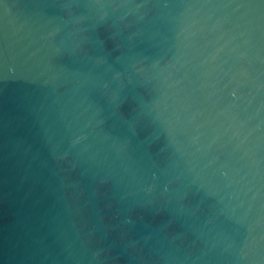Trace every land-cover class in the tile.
<instances>
[{
	"label": "water",
	"instance_id": "95a60500",
	"mask_svg": "<svg viewBox=\"0 0 264 264\" xmlns=\"http://www.w3.org/2000/svg\"><path fill=\"white\" fill-rule=\"evenodd\" d=\"M48 2L43 14L55 24L41 32V0H0V264H140L149 259L143 242L162 224L193 257L205 254L197 264H264V0H196L210 6L196 10L170 69L180 154L142 114L155 96L139 84L161 52L155 27L133 23L118 37L109 19L81 31L97 0ZM165 3L150 0L149 16ZM66 33L79 54L51 55ZM22 49L35 54L28 81L11 71ZM73 80L91 104L78 122L65 108ZM78 135L86 139L73 148ZM107 137H119L115 148ZM117 151L149 162L128 168ZM189 167L228 174L223 203L183 180ZM164 188L178 191L183 211L129 207L145 189L163 203ZM193 220L191 230L182 224Z\"/></svg>",
	"mask_w": 264,
	"mask_h": 264
},
{
	"label": "clouds",
	"instance_id": "9594fccd",
	"mask_svg": "<svg viewBox=\"0 0 264 264\" xmlns=\"http://www.w3.org/2000/svg\"><path fill=\"white\" fill-rule=\"evenodd\" d=\"M43 5L42 13L38 24V31H46L50 26L55 24V21L49 19L44 15V10L50 5L48 0H41ZM150 0H145L143 4H136L132 6L128 3V0H122L118 5H106L100 3L97 0V7L94 12H88L81 17L86 27L81 31H88L89 24L95 26L101 21L111 19V27L116 29V36L120 37L124 34L125 28L130 24H142L144 26L152 25L155 27L154 37L157 40V46L161 49L160 54L157 56L148 58L145 67L140 71L143 75V79L139 81L142 88L150 86L153 93H155L154 99L147 105L146 110L142 111V114L146 119L158 124L159 130L164 133L173 147L177 149L179 153V144L174 139L178 129L171 125V117L169 116V108L174 107L170 105L169 101L174 100L173 88L174 82L172 80V73L170 69L175 66L173 62H178L181 52L184 49L185 44L189 38L191 28L194 26V21L197 15V9L207 8L210 5L197 3L196 0H166L164 5L166 11L155 17L149 16L151 8L148 7ZM129 18H132L129 20ZM56 32L60 31V28L56 27ZM171 43V47H167ZM166 44V46H163ZM167 47V52L165 48ZM79 45L72 44L71 33H66L64 40L61 41V46L55 48L51 55H63L69 56L78 55ZM168 53H172V61L165 63V57ZM17 55L21 58L19 65L15 63L11 66V71L14 74V78L20 80H29L28 62L32 59L33 54H28L27 49H22ZM45 58L49 56L47 51L43 52ZM4 56V49L0 47V57ZM143 63V61H141ZM19 67V71L16 68ZM72 87L65 94V108L72 116L73 121H80L85 118V113L88 111L84 107L85 103H89L87 98L79 90V85L76 80H73ZM89 107L91 104L89 103ZM102 113L97 109L92 118L96 119L98 123H102ZM83 131V129H80ZM86 137L78 135L72 142V147L77 148L81 141ZM106 139L113 140V148L116 147V143L119 142V137H107ZM117 158L121 159L124 165L128 168L133 166H140L147 164L149 161L144 158H137L134 152L131 151H117ZM142 162V163H141ZM207 167V166H205ZM228 178L227 173L217 174L216 171L205 174L203 169L196 171L195 168L189 167L183 174V180L188 184L194 185L197 189H204L207 195L217 197L221 203L224 201V197L221 192L224 188H231V183H226ZM161 195L166 196L163 203L154 202L151 189H145L143 195L135 196L130 202L129 207L131 209H139L146 215L155 216L158 214H172L176 205H179L180 211H183L184 205L178 202V191H170L168 188L163 189ZM187 214V213H185ZM196 221L193 220L189 225L187 221H182V224L188 230H191L195 226ZM165 225H160L154 228L155 231L147 239V243L143 242L144 251L149 254V259L144 260L141 258L140 264H197L198 261H202L204 253L193 257V254L186 248L182 247L178 242L180 235H173L170 232L164 230ZM155 242V247L153 243ZM92 258L95 260L99 257V252H92ZM79 264V261H77ZM97 264H100L97 261Z\"/></svg>",
	"mask_w": 264,
	"mask_h": 264
}]
</instances>
